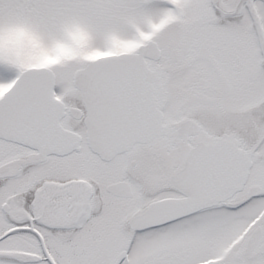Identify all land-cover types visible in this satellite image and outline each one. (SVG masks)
<instances>
[{"label":"snow or ice","instance_id":"snow-or-ice-1","mask_svg":"<svg viewBox=\"0 0 264 264\" xmlns=\"http://www.w3.org/2000/svg\"><path fill=\"white\" fill-rule=\"evenodd\" d=\"M0 264H264V0H0Z\"/></svg>","mask_w":264,"mask_h":264}]
</instances>
